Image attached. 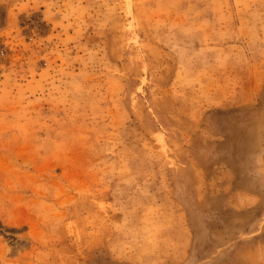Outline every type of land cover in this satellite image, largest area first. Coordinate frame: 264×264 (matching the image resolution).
<instances>
[{"label": "rangeland", "instance_id": "374dc122", "mask_svg": "<svg viewBox=\"0 0 264 264\" xmlns=\"http://www.w3.org/2000/svg\"><path fill=\"white\" fill-rule=\"evenodd\" d=\"M0 264H264V0H0Z\"/></svg>", "mask_w": 264, "mask_h": 264}]
</instances>
